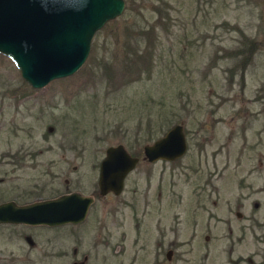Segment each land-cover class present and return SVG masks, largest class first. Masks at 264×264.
Masks as SVG:
<instances>
[{
    "label": "rangeland",
    "instance_id": "374dc122",
    "mask_svg": "<svg viewBox=\"0 0 264 264\" xmlns=\"http://www.w3.org/2000/svg\"><path fill=\"white\" fill-rule=\"evenodd\" d=\"M124 1L69 77L33 89L0 54V203L93 197L78 224H0V264H264V0ZM151 25L139 78L124 28ZM175 124L186 153L148 162ZM116 144L139 162L100 195Z\"/></svg>",
    "mask_w": 264,
    "mask_h": 264
},
{
    "label": "water",
    "instance_id": "95a60500",
    "mask_svg": "<svg viewBox=\"0 0 264 264\" xmlns=\"http://www.w3.org/2000/svg\"><path fill=\"white\" fill-rule=\"evenodd\" d=\"M124 0H0V54L31 88L69 77L86 62L95 34L124 9ZM187 151L181 124L144 145L148 162L173 161ZM139 157L122 144L108 146L99 163L100 195H119ZM93 197L70 192L27 204L0 203V224L60 226L85 220Z\"/></svg>",
    "mask_w": 264,
    "mask_h": 264
},
{
    "label": "trees",
    "instance_id": "16d2710c",
    "mask_svg": "<svg viewBox=\"0 0 264 264\" xmlns=\"http://www.w3.org/2000/svg\"><path fill=\"white\" fill-rule=\"evenodd\" d=\"M154 30L155 26L151 25L146 30H141L140 32H133L131 27H125L124 28V45L127 47L126 51L123 54L122 60L124 61L122 66L130 68L133 67L136 71H138V77L142 75V71L147 73L149 72V67H148V60H147V55L148 52L145 51V53H142L139 49V43L141 42L139 37L144 36L146 39L147 38H153L154 37ZM119 37H117L116 41L118 42ZM141 44V43H140ZM135 46L134 48H128V46ZM248 51V50H247ZM241 54H244L243 52H240ZM243 64L240 66L243 68L245 64L248 62L249 59V54L244 56ZM107 66L105 67L106 72H110L111 74H114L113 71V66H110L109 63H106ZM142 65L145 67V70H143ZM243 75V74H242ZM138 78V79H139Z\"/></svg>",
    "mask_w": 264,
    "mask_h": 264
},
{
    "label": "flooded vegetation",
    "instance_id": "af4514ba",
    "mask_svg": "<svg viewBox=\"0 0 264 264\" xmlns=\"http://www.w3.org/2000/svg\"><path fill=\"white\" fill-rule=\"evenodd\" d=\"M9 225H15V224H9ZM16 225H23V224H16ZM25 226H29V225H25Z\"/></svg>",
    "mask_w": 264,
    "mask_h": 264
}]
</instances>
